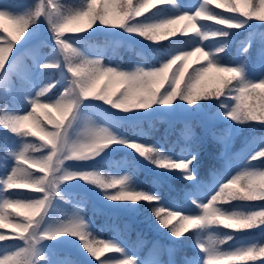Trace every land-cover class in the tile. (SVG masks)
<instances>
[{
  "label": "snow or ice",
  "instance_id": "6c2138e0",
  "mask_svg": "<svg viewBox=\"0 0 264 264\" xmlns=\"http://www.w3.org/2000/svg\"><path fill=\"white\" fill-rule=\"evenodd\" d=\"M97 2L98 0H85V3L73 9H64L59 0H39L34 6L17 3L15 0L13 2L4 0V3L0 4V21L7 20L15 27V34L9 32L6 27L3 28L11 39L0 37L7 45L0 47V106L6 109L0 114V128L20 138V143L15 146L6 141L0 142V168L4 169V175H0V225H2L0 229L11 227L17 230V235L12 240H19L23 244V247L16 251L0 256L2 257L0 264H37L44 258L38 254L37 245L41 241L54 240L65 234L78 237L83 248L100 264H144L138 256L127 252L126 247L118 240H98L88 230L89 225L80 214L81 207L78 205H72V214L66 222L44 229L39 234L34 231L40 226L51 197L58 194L59 184L78 178L101 190L115 189L113 194L106 193L109 201L155 202L150 210L158 225L167 229L170 236L177 240L181 237L187 238L188 235L185 233L189 228L223 226L215 221L212 214L216 217L240 215L237 211L224 209L221 205L225 202L235 200L264 202V196L259 195L264 189V169L247 166L252 161L264 159V136L253 139L256 149L249 154L242 171H237L230 179L225 178L228 176L227 173L221 177L213 176L211 184L203 187H200V182L195 176V162L198 156V150L195 148L185 150L184 155L178 160L165 155L153 158L152 153L155 149L151 146L118 139L109 128L96 126L91 122L85 123L79 138L69 139V131L83 100L99 101L114 109L129 112L135 109H149L156 104L170 106L178 97L188 106L203 107L198 102L212 98L219 100L217 112L227 109L223 115L235 123H264V79L257 82L243 80L241 67L223 65L215 59H210V56L215 57L216 54L223 52V46L210 53L206 50L207 45L201 47L198 42L186 39L193 35L202 40L227 35V32L219 31L204 38L201 30L202 21H215L218 25L226 26L221 27L222 29L241 28L245 22L253 18L256 21H264V0H258V4L254 0H224V3H217V0H201L194 10H182L177 0H135V3L133 0H102L99 9L96 8ZM213 3L232 15L225 16L214 11L210 7ZM157 5H171L176 14L167 19L147 23L137 19L141 16L147 17L144 14L151 8H159ZM85 18L89 29L97 25L104 28H119L127 33L139 35L149 42L163 41L169 37L175 39L169 40L168 50L161 55L159 66L151 68L137 66L130 70L119 66L112 67L104 64L99 58L90 59L83 56L72 42L64 37L65 32H82L81 27L73 25L79 24ZM239 18H243V22ZM44 21L51 30L50 40L54 41V44L49 43V39L41 37L38 32L39 22ZM221 21L226 23H218ZM181 22H186L182 28L178 27ZM153 34H157L156 38H151ZM21 37L23 42L15 44L14 41ZM13 48L15 53L5 67L8 54ZM43 48H49L51 51L44 53ZM247 50L244 49L245 52ZM197 54L205 63L187 72L189 59ZM25 57H30L31 63H25ZM77 57L79 59H76ZM50 70L60 71L67 81L58 98L55 93L46 95L55 87L51 82ZM44 72H48L49 76L37 90L33 78L36 75H43ZM186 73L187 79L184 80ZM206 80L211 81L215 85L214 88L202 86ZM102 81L105 83L100 87ZM225 84L227 86H224ZM113 85L117 87L112 88ZM26 87L31 93L24 94L27 110L17 111V100ZM225 95H228V98L222 99ZM253 97H258V104L248 103ZM42 98L48 102H42ZM39 109H54L59 118L44 112L42 113L44 120H41L37 116ZM19 112L26 114H16ZM48 125L52 127L49 128ZM213 135L227 148L229 136L226 132ZM27 137H38L41 143L29 142L25 139ZM106 139L115 142L98 147ZM116 143L127 144L158 168L176 171L185 180L197 185L198 192L195 198H189L191 204L199 211L193 214L189 209L187 210L189 214H183L186 209L179 208L178 205H165L158 193L129 188L131 177L128 175L105 179L99 172H72L64 167L68 161L81 162L92 159ZM32 169L41 174L37 175ZM12 189H32L34 193L40 195L26 198L22 193L10 192ZM249 192L254 194L253 198H249ZM172 207L179 210H167ZM259 208L261 209L259 211L252 210L242 214L246 217H255L264 213V206ZM8 209L17 210L16 215L24 218L13 222L14 218ZM177 214L182 223L173 224L172 219L177 218ZM258 226H264V223L235 230H252ZM262 237L264 232L259 234L260 242L230 248L228 251L222 250L221 245L231 240L232 236H226L223 240L213 235L203 240L197 238L195 246L203 255L185 257L184 264H236L237 261H256L258 257H264ZM249 238L255 240L257 236ZM7 239L10 238L0 233V241ZM103 251L120 253L122 258L107 257L101 260L100 253ZM151 251L153 253L151 264H163L159 253ZM174 253V248L168 249L170 256L168 264H175L172 259Z\"/></svg>",
  "mask_w": 264,
  "mask_h": 264
},
{
  "label": "trees",
  "instance_id": "16d2710c",
  "mask_svg": "<svg viewBox=\"0 0 264 264\" xmlns=\"http://www.w3.org/2000/svg\"><path fill=\"white\" fill-rule=\"evenodd\" d=\"M38 1L15 0L17 3H25L30 6H34ZM9 2H13V0H9ZM59 2L64 9H73L85 3V0H59ZM254 2L258 4V0H254ZM2 3H4V0H0V4ZM133 3H135V0H133ZM101 4L102 0H98L96 8L99 9ZM156 7L159 8H151L144 14L147 17L141 16L137 19L146 23L159 21L171 11L170 5H157ZM210 7L216 12L223 13L225 16L232 15V13H228L224 8H218L215 3L211 4ZM239 19L243 22V18ZM7 23L10 22L7 20L0 21V25H3V27H0V37L11 39L8 32L3 30ZM203 23L208 32H227L226 36L210 37L208 40V51L210 53H214L215 49L221 46L224 47L223 52L216 54L215 57L210 56V59H215L223 65H246L251 56L256 57L260 51H264V21H256L253 18V20L245 22L243 27L231 29H222L221 27L226 26L218 25L215 21H203ZM41 25L43 32L51 34V30L48 28L46 21L41 22ZM73 27H81L83 29L79 33L68 32L70 36H79L77 41H71L66 37L72 42L73 46L83 56L90 59L99 58L108 66H130L138 64L143 65L145 68L158 66L161 63V55L168 50L169 40L175 39V37H169L163 41L149 42L139 35L132 34L129 41L123 39V42L121 41L123 36H119L123 29L104 28L100 25L89 29L87 26V18L79 22V24L73 25ZM178 27L182 28V25H178ZM11 32L15 34V27ZM22 39L23 37L14 41V43L18 45L22 43ZM186 39L191 40L192 36ZM6 46L5 41L0 39V47ZM245 48L248 49L247 52L244 51ZM50 51L51 49L49 48L42 49L44 53ZM13 53H15V48L8 54L5 67H7ZM26 59L25 63H31L30 57H26ZM76 59H79V57ZM203 63L205 62L197 60V58L188 61L189 67L187 72H191L192 68ZM50 71H52L51 82L55 87L46 95L55 93L56 98H58L59 94L64 90L67 81L60 71ZM48 76V72H44L43 75H36L34 83L37 90ZM186 79L187 73L184 80ZM184 80L181 81V87L184 86ZM202 86L214 88L215 85L211 81L206 80ZM227 98L228 95L222 97V99ZM42 102L47 103L48 101L42 98ZM198 103L203 105V107H197L196 105L188 106L185 101L180 100L178 97L170 106L156 104L145 110H131L127 115L132 116L133 119H124L119 122L117 124L118 133L123 137H135L139 140V143L145 146L151 145L155 149L152 153L153 157L163 155L164 152L179 153L183 156L185 150L189 148L197 149L198 156L195 162V176L200 182V185H209L212 182L213 176L221 177L226 173L228 176L225 178L230 179L231 175L237 174V171H242V168L246 166L249 154L256 149V145L252 142L253 139L264 136V123L251 122L238 124L231 121L227 116L223 115V112L227 109H222L217 112L219 100L210 98L201 100ZM248 103L258 104L259 99L258 97L250 98ZM16 109L26 111L27 101L19 98L16 103ZM5 110L3 106H0V114H3ZM44 112L49 113L54 118H59V114L54 109H39L37 116L41 120H44V116L42 115ZM140 113L142 117L139 115ZM18 114L24 115L26 112H19ZM204 117L215 118L216 120L210 123V125L205 126L202 123ZM45 123H47L46 120ZM48 127L51 128L52 125H48ZM225 132L229 136L227 148L224 144L218 142L213 135L214 133L219 135ZM11 138V133L0 128V142L6 141L10 144ZM25 139L29 142L41 143L38 137H27ZM35 155H39V153H35ZM12 163L14 166L15 162L13 161ZM24 166L27 167V165ZM95 166L100 170L102 177L105 179H109L108 173L113 175V172H116L120 168L128 169L134 174L137 185L141 190L158 193L165 205H168V202L184 203L185 199L183 196L185 193L195 192L198 188L197 185L185 180L178 172L158 168L150 160L142 157L134 149L129 147L114 149L108 156L98 159ZM247 166L250 168L256 167L264 169V159L261 161H252ZM32 171L36 172L37 175L41 174L36 169H32ZM0 175H4L3 168H0ZM234 187L238 188V186ZM9 191L22 193L26 198H33V196L40 195L34 193L32 189H12ZM114 192L115 189L101 190L99 188L93 194L86 192H77L75 194L83 203V213L89 218L88 230L98 240H106L109 235L113 234L124 240L129 251L138 254L143 259H147V256L152 252L151 250L156 251L159 253V258L163 264L168 263V249L170 248L175 249L174 256L172 257L175 264H184L185 257L191 258L195 256L196 248L193 241L196 236V229L189 228L188 232L185 233L188 237H181L177 240L170 236L167 229H163L162 226L158 225V221L150 210L152 204L155 202L149 203L141 201L131 203L109 201L106 198V193L113 194ZM221 206L228 211H259L261 210L259 206H264V202L235 200L225 202ZM8 211L12 213L14 218L13 222L24 218L23 216L18 217L16 215L17 210L15 209H8ZM177 221L178 218L172 219L173 224H176ZM211 227L212 235L215 237L232 236L231 240L221 245V249L226 251L231 247L235 248L246 246L249 243L260 242L259 234L264 232V226H258L252 230L227 229L222 225ZM0 233L10 238L5 241H0V256L14 252L19 247H23V244L19 240H12V238L16 237L17 230L8 227L0 229ZM253 235L257 236L255 240L248 239V237ZM55 253L59 259L65 260L67 264H100L95 257H92L83 248L81 241H69L67 249H56ZM107 257L122 258L120 253L109 251L100 253L101 260ZM262 261H264V257H258L256 261H237L236 264H264Z\"/></svg>",
  "mask_w": 264,
  "mask_h": 264
},
{
  "label": "rangeland",
  "instance_id": "374dc122",
  "mask_svg": "<svg viewBox=\"0 0 264 264\" xmlns=\"http://www.w3.org/2000/svg\"><path fill=\"white\" fill-rule=\"evenodd\" d=\"M201 2V0H177L178 5L181 6L182 10H194L195 7ZM39 3V1H38ZM171 11H169L162 19H167L176 14V10L171 6L170 8ZM186 22H181L180 25H182ZM203 23V21H202ZM6 28L8 29L9 32L11 30H14V26L11 23L6 24ZM202 32H205L206 29L204 27V23L201 26ZM38 32L41 35V37L49 39L48 41L54 44V41L50 40L51 34H47L42 31V25L41 22L38 24ZM14 34V32H12ZM119 36H123L121 38V41L123 39L129 41L132 37V34L125 32L124 30L121 31V34ZM64 37L69 38L71 41H77L79 36H70L68 32L64 33ZM192 41H196L199 43V46L204 47L207 45L206 50L208 51V40H202L200 37L193 35L192 36ZM23 42V39H22ZM124 42V41H123ZM194 58H197V60H201L203 62L204 59L199 57V54L196 56H193L189 59V61L193 60ZM25 57V61H26ZM62 60V58H61ZM160 65V64H159ZM158 65V66H159ZM119 66L120 68L130 70L132 68H135L137 66L144 67L141 64L138 65H130V66H123V65H112V67ZM228 66H238L243 69V80L253 82L255 81H260L264 79L263 73H264V51H260L256 57L251 56L249 60L247 61L246 65L243 64H237V65H228ZM145 68V67H144ZM61 73V72H60ZM34 82L36 80V76H34ZM105 81H102L100 84V87L104 86ZM117 87L116 85H113L112 88ZM24 94H29L31 95L29 89L26 87L25 89L22 90V93L20 94L19 98H23L25 101H27L24 98ZM19 111L18 109H16ZM135 110H145V109H135ZM128 112H123L121 110L114 109L110 107L107 104H104L99 101H94V100H83L80 104L79 109H77L76 113V120L73 123L72 128L69 131V139L70 140H75L79 138L80 133L82 132L85 123L86 122H91L92 124L100 127H106L109 128L118 139H125L128 140L129 142H139L137 139L132 138V137H123L120 136L118 133L117 129V124L121 122L124 119H133L132 116L127 115ZM18 114V113H16ZM139 115L142 114L140 113ZM209 119V120H208ZM215 118H210V117H204L203 118V124L205 126L210 125V123L215 122ZM185 134V133H184ZM12 140L10 144H13L15 146L16 144H19V137H14L12 134ZM128 147L127 144H112L108 146L106 149L100 152L99 155L95 156L92 159H89L87 161H81V162H76V161H68L65 164V168L68 171L72 172H85V171H91V172H99L100 170L95 166L96 162L100 158H104V156H108L110 152H112L116 148H126ZM173 158H178V154H172ZM101 174V173H100ZM108 178H118L122 177L125 175H128L131 177V180L129 181V184L131 187H134L135 189H139V186L137 185V180L135 179L134 174L127 170L126 168H120L116 170V172H113V175L111 173H108ZM102 176V174H101ZM208 184H203V186H207ZM210 185V184H209ZM99 188L95 185H92L82 179H74L70 181H66L64 183L59 184L58 187V194L55 196H52L50 199V202L48 204V207L45 211V214L43 216V219L40 223V226L36 227L34 231L39 234L42 230L47 229L49 227H54L61 222H66L69 217L72 214V205H78L81 207V215L84 217L85 221L89 223V219L87 216L83 213V203L81 202L80 199L76 197L77 192H86L93 194L98 190ZM198 191L195 192H187L183 196L185 201L183 202H170L168 205H178L179 208H184L186 211L183 214H189L187 210L191 209L192 213L194 214L195 212H198V209H195V206L191 204V198H195V194ZM63 197V199H61ZM191 197V198H189ZM177 207H172V210H179ZM27 214V213H26ZM212 235V227L211 226H202L198 229H196V236L194 238L193 244L195 246V242L197 238H200L201 240L206 239L207 236ZM106 240H118L122 245L126 247L127 252L131 253L132 255L138 256V254H135L134 252H131L127 249V245L124 242L122 238L116 237L115 235L111 234L108 236ZM69 241H75V242H80V239L78 237H73L70 234H65L62 235L54 240H44L41 241L40 244L37 245L38 248V254L43 256L44 258L39 260L37 264H67L65 260H61L56 256V249H67L68 242ZM21 242V241H20ZM22 243V242H21ZM196 248V246H195ZM232 248V247H231ZM226 251V250H224ZM200 255L202 256L203 254L199 252V249L196 248V254L195 256ZM153 253L151 252L148 256L147 259H143L140 256H138L144 264H151ZM194 257V256H192ZM191 257V258H192ZM170 256L168 257V262H169ZM173 259V258H172ZM168 264V263H167Z\"/></svg>",
  "mask_w": 264,
  "mask_h": 264
},
{
  "label": "clouds",
  "instance_id": "9594fccd",
  "mask_svg": "<svg viewBox=\"0 0 264 264\" xmlns=\"http://www.w3.org/2000/svg\"><path fill=\"white\" fill-rule=\"evenodd\" d=\"M217 3H224V0H217ZM218 23H226V22H218ZM204 38H207L209 35H214L216 34L214 31L208 32L205 31L203 32ZM157 34H153L151 38H156ZM161 38H166L161 36ZM224 86H227L226 84ZM115 141L106 139L102 142L101 145H98V147H103L107 146L110 143H114ZM155 158V157H153ZM128 187L130 188L131 185L129 184ZM260 196H264V189H262L259 193ZM249 198H253L254 194L252 192H249L248 194ZM240 215H233V216H224V217H216L214 214L213 218L215 219L216 222L223 224L224 228L227 229H240V228H245V227H252L255 224L258 223H264V213L257 214L255 217H246L242 213V211H239ZM177 224L182 223L181 218L179 217V214H177ZM2 226V225H0ZM226 237H217V239H225Z\"/></svg>",
  "mask_w": 264,
  "mask_h": 264
}]
</instances>
